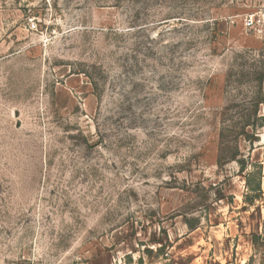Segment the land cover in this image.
<instances>
[{
    "label": "rangeland",
    "instance_id": "374dc122",
    "mask_svg": "<svg viewBox=\"0 0 264 264\" xmlns=\"http://www.w3.org/2000/svg\"><path fill=\"white\" fill-rule=\"evenodd\" d=\"M263 13L0 0V264H264Z\"/></svg>",
    "mask_w": 264,
    "mask_h": 264
},
{
    "label": "crops",
    "instance_id": "0c3cea01",
    "mask_svg": "<svg viewBox=\"0 0 264 264\" xmlns=\"http://www.w3.org/2000/svg\"><path fill=\"white\" fill-rule=\"evenodd\" d=\"M262 174H263L262 185H263V189H264V168H263ZM248 227L251 229H247ZM262 228H263V221L259 217L258 219L254 220L253 222L247 223V226L245 228L246 232H244V234L247 236L248 239H250L253 235H255V234L258 235L262 231Z\"/></svg>",
    "mask_w": 264,
    "mask_h": 264
},
{
    "label": "built area",
    "instance_id": "2783aa9c",
    "mask_svg": "<svg viewBox=\"0 0 264 264\" xmlns=\"http://www.w3.org/2000/svg\"><path fill=\"white\" fill-rule=\"evenodd\" d=\"M247 25L251 29H256V27L264 25V13L262 15H258L257 17L251 16L248 18Z\"/></svg>",
    "mask_w": 264,
    "mask_h": 264
},
{
    "label": "trees",
    "instance_id": "16d2710c",
    "mask_svg": "<svg viewBox=\"0 0 264 264\" xmlns=\"http://www.w3.org/2000/svg\"><path fill=\"white\" fill-rule=\"evenodd\" d=\"M260 168L262 169V166H260ZM262 177H263V174H262V172H261V178H262ZM257 192H258V195H257L256 198L261 197V193H262V187H261V185H260V187L258 188ZM257 237H258V235H253V238H254V239H256Z\"/></svg>",
    "mask_w": 264,
    "mask_h": 264
}]
</instances>
